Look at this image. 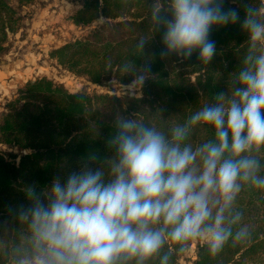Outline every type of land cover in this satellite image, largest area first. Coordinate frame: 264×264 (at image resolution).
Instances as JSON below:
<instances>
[{"label":"clouds","instance_id":"obj_1","mask_svg":"<svg viewBox=\"0 0 264 264\" xmlns=\"http://www.w3.org/2000/svg\"><path fill=\"white\" fill-rule=\"evenodd\" d=\"M243 12L241 20L224 0H167L154 10L161 57L198 54L206 67L217 54L212 30L241 23L249 35L241 67L182 123L117 116L110 155L90 152L63 182L25 187L27 205L0 223L8 264H172L194 241L215 258L250 238L238 201L245 190L264 192V17L248 3ZM150 38L135 46L143 53ZM150 71L145 64L134 82ZM197 134L208 138L194 143Z\"/></svg>","mask_w":264,"mask_h":264},{"label":"trees","instance_id":"obj_2","mask_svg":"<svg viewBox=\"0 0 264 264\" xmlns=\"http://www.w3.org/2000/svg\"><path fill=\"white\" fill-rule=\"evenodd\" d=\"M155 1L167 6V0H83L72 14L75 24L90 23L100 14L107 19L84 36L50 50V56L61 65L96 84L112 75L126 83L138 69L150 64L141 95L70 91L61 82L41 76L28 79L20 88L18 101H22L0 115V142L31 148L20 155L18 162L0 153V223L12 221L10 207L27 205L25 187L35 185L39 190L50 186L56 177L63 182L90 152L110 155L107 140L114 133L117 116L136 115L150 123L171 126L182 123L212 96L226 90L241 67L249 43L241 23L212 30L210 39L215 42L217 54L208 67L199 64L198 54L183 63L175 56L165 59L161 57L162 33L151 32L152 14L158 7ZM247 3L264 17L261 0H224V8L239 11L242 20ZM1 5L9 7L6 0H0ZM150 36L142 53L135 41ZM196 71L191 80L190 73ZM160 110L164 121L160 120ZM207 138L197 134L194 143ZM238 207L250 226V238L243 243H229L215 258L206 252L202 242L198 243L192 264H246L247 258L264 250V227L258 223L264 215V192L245 190ZM0 264L8 261L0 256ZM172 264H176V256Z\"/></svg>","mask_w":264,"mask_h":264},{"label":"rangeland","instance_id":"obj_3","mask_svg":"<svg viewBox=\"0 0 264 264\" xmlns=\"http://www.w3.org/2000/svg\"><path fill=\"white\" fill-rule=\"evenodd\" d=\"M6 1L9 7L5 5L0 7V115L14 103L19 104L22 101L21 99L18 101L20 88L28 79L41 76H46L53 82H61L70 91L97 90L116 93L119 96L142 94V86L134 82L135 77L122 83L112 75L102 80L100 84H96L86 75H77L68 70L50 56L51 49L68 40L84 36L89 32H83L85 28L91 29L92 23L97 25L107 19L100 14L102 18H99V15L90 23L75 24L71 17L75 10L82 6L83 0ZM154 3L158 7L163 6L158 1ZM260 7V11L264 13V0H261ZM49 39L51 43L47 44L46 41ZM196 73L198 72L190 73L191 80L195 79ZM80 81H89L91 85L78 88L77 83ZM0 153L7 158L15 157L16 162L21 154L16 146L2 142H0ZM258 223L264 227V215ZM198 243L201 242L194 241L183 255L176 256V264H192ZM245 261L246 264H264V250Z\"/></svg>","mask_w":264,"mask_h":264},{"label":"water","instance_id":"obj_4","mask_svg":"<svg viewBox=\"0 0 264 264\" xmlns=\"http://www.w3.org/2000/svg\"><path fill=\"white\" fill-rule=\"evenodd\" d=\"M99 18H102V15H100L99 16ZM95 25H96V23H92L91 24V27L93 28V27H95ZM88 31H90V29L88 28H85L84 30H83V32H88ZM89 82V81H88ZM17 148H19V152L21 153V154H23V153H26V152H28L29 150H31V148H26V147H17ZM20 154V155H21Z\"/></svg>","mask_w":264,"mask_h":264},{"label":"bare ground","instance_id":"obj_5","mask_svg":"<svg viewBox=\"0 0 264 264\" xmlns=\"http://www.w3.org/2000/svg\"><path fill=\"white\" fill-rule=\"evenodd\" d=\"M46 43H47V44L51 43V42H50V39L47 40ZM44 46H46V45H44ZM44 48H45V47H44ZM43 64H44V63H43ZM49 73H51V72H49ZM53 74H54V75L56 74L54 70H53ZM56 76H57V75H56ZM60 77H61V75H60ZM62 78H63V77H62ZM69 82H70V81H69ZM73 83H74V82H73ZM84 85H86V87H87V86H89V85H91V84H90V82H88V81H87V82H85V81H80L79 83H77V87H78V88L81 87V86H84ZM90 88H91V87H90ZM74 90H75V89H74Z\"/></svg>","mask_w":264,"mask_h":264}]
</instances>
